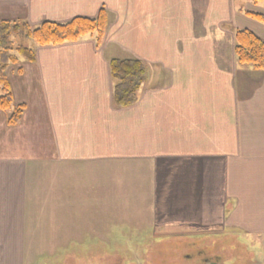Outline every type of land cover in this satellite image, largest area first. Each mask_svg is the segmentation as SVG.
<instances>
[{
    "label": "crops",
    "instance_id": "obj_1",
    "mask_svg": "<svg viewBox=\"0 0 264 264\" xmlns=\"http://www.w3.org/2000/svg\"><path fill=\"white\" fill-rule=\"evenodd\" d=\"M101 8L110 23L98 49L91 37L36 46L21 75L8 70L26 110L15 127L0 111L1 264L78 245L69 236L91 207L108 220L114 199L154 232L264 235V72L234 54L237 30L264 41V23L246 15L264 17V0H0V20L63 24ZM128 57L146 76L137 101L117 108L108 63ZM37 209L58 226L51 235Z\"/></svg>",
    "mask_w": 264,
    "mask_h": 264
},
{
    "label": "rangeland",
    "instance_id": "obj_2",
    "mask_svg": "<svg viewBox=\"0 0 264 264\" xmlns=\"http://www.w3.org/2000/svg\"><path fill=\"white\" fill-rule=\"evenodd\" d=\"M236 4L238 5L239 1ZM27 46L35 48L32 42H28ZM25 63L23 61V64ZM240 157L250 158L248 156ZM242 162L248 163L249 161ZM116 184L114 183L113 186ZM111 194L119 195L118 189L113 190ZM116 200L107 201L109 207L114 208L113 212L108 213V220L105 219L107 213L104 210L103 215L98 213L99 216H97L91 207V219L85 229L81 230L82 235L72 234L73 229H69L72 234L69 238H76L78 245L69 247L68 244L75 243L74 239H71L56 247L69 248L66 251L25 252V264H206V260L210 258H216V264H264L263 234L252 237L243 229L238 228L226 230L224 234L206 235H190L178 232L173 228L154 232L146 220H134L135 214L131 210L116 205ZM37 210L45 233L50 234V230H54L58 226L53 225L48 209ZM70 213L72 214L71 210ZM77 213L76 211L71 216L74 219L70 220L74 227L79 225V220L75 219ZM106 224L108 225L106 226ZM62 237L63 240L68 239L65 236ZM62 237L59 238L62 239ZM96 239L105 244L104 251H90L87 246L80 245L81 242ZM5 254L0 253V264L3 262ZM212 261L215 260L212 259Z\"/></svg>",
    "mask_w": 264,
    "mask_h": 264
},
{
    "label": "trees",
    "instance_id": "obj_3",
    "mask_svg": "<svg viewBox=\"0 0 264 264\" xmlns=\"http://www.w3.org/2000/svg\"><path fill=\"white\" fill-rule=\"evenodd\" d=\"M261 1V0H256ZM250 18L264 23L260 14L246 13ZM110 23L106 9L101 8L95 18L77 17L67 23L43 22L31 27L25 20H0V111L6 116V124L15 127L21 122L26 110L24 104L16 105L7 71L16 68L22 74L21 62L33 64L35 47L60 46L91 37L98 49ZM234 54L240 66L264 72V41L247 30L234 33ZM109 72L114 82L113 104L117 108L132 106L138 99L139 90L146 76L145 66L133 58L110 59Z\"/></svg>",
    "mask_w": 264,
    "mask_h": 264
},
{
    "label": "flooded vegetation",
    "instance_id": "obj_4",
    "mask_svg": "<svg viewBox=\"0 0 264 264\" xmlns=\"http://www.w3.org/2000/svg\"><path fill=\"white\" fill-rule=\"evenodd\" d=\"M212 259H214L215 261H212ZM208 260H211V261H208ZM208 260H206V264H211V263H216V261H217V259L216 258H210V259H208Z\"/></svg>",
    "mask_w": 264,
    "mask_h": 264
},
{
    "label": "water",
    "instance_id": "obj_5",
    "mask_svg": "<svg viewBox=\"0 0 264 264\" xmlns=\"http://www.w3.org/2000/svg\"><path fill=\"white\" fill-rule=\"evenodd\" d=\"M211 264H216V263H211Z\"/></svg>",
    "mask_w": 264,
    "mask_h": 264
}]
</instances>
